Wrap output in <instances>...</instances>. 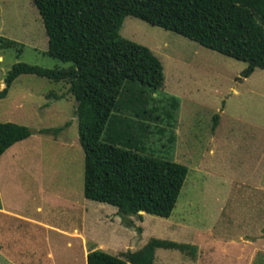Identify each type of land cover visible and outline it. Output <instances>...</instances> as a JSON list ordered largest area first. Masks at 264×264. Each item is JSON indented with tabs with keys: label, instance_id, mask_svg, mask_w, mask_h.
<instances>
[{
	"label": "rangeland",
	"instance_id": "374dc122",
	"mask_svg": "<svg viewBox=\"0 0 264 264\" xmlns=\"http://www.w3.org/2000/svg\"><path fill=\"white\" fill-rule=\"evenodd\" d=\"M119 36L159 60L163 82L153 92L127 85L108 129L140 155L187 168L169 217L121 218L115 208L84 199L83 154L68 86L20 75L0 99V122L22 125L30 136L0 156V205L13 214H0V235L12 233L8 238L23 246L42 239L55 264H85L80 241L22 218L67 233L75 227L88 249L99 246L116 256L150 239L187 245L155 249L152 264H264V71L255 68L240 78L244 62L130 16ZM8 42L11 48L0 49V90L16 63L68 66L45 54L47 39L32 0H0V45ZM50 93L63 98H47ZM55 128L62 129L39 133ZM5 259L0 251V264H10Z\"/></svg>",
	"mask_w": 264,
	"mask_h": 264
},
{
	"label": "trees",
	"instance_id": "16d2710c",
	"mask_svg": "<svg viewBox=\"0 0 264 264\" xmlns=\"http://www.w3.org/2000/svg\"><path fill=\"white\" fill-rule=\"evenodd\" d=\"M32 4L46 35L45 54L68 66L44 69L16 63L3 79L0 99L20 75L65 83L75 101L73 116L83 154V198L115 208L121 218L141 220L139 213L168 218L187 168L140 155L121 145L108 129L127 85L138 84L153 92L163 82L159 60L145 46L119 36L122 21L126 16L136 18L244 62L239 77L247 78L255 68L264 71V0H32ZM12 46L8 42L0 49ZM51 97L61 98L47 95ZM61 129L39 133L57 134ZM29 136L22 125L0 122V156ZM156 248L182 250L185 246L150 239L139 250L120 256L91 250L85 264H151Z\"/></svg>",
	"mask_w": 264,
	"mask_h": 264
},
{
	"label": "crops",
	"instance_id": "0c3cea01",
	"mask_svg": "<svg viewBox=\"0 0 264 264\" xmlns=\"http://www.w3.org/2000/svg\"><path fill=\"white\" fill-rule=\"evenodd\" d=\"M65 96L72 97L67 92H66ZM61 97L63 98V96H61ZM74 108H75V105L73 107V111H74ZM73 118L75 119V117H73ZM0 214H3L5 216H7V215L13 216V214L4 211L1 207V205H0ZM139 214H142V213H139ZM22 219H24V221H29V222H25V223H29V224L34 225L36 227L39 226L40 229L46 228L49 232H53L56 235H60V236L66 235L68 237H71L72 239H78L80 241V245H81V249H82V258L84 260H85L86 254L89 251L95 250V249L102 250L101 248H99V246L98 247H91L88 249L87 238L81 232L77 231V229L75 227L72 228L70 233H67L66 231H64V229H61V228H56V227L44 225V224H42L38 221H34V220H27L25 218H22ZM11 234L12 233H7V231L3 232L2 235H4V239H2V237H1L2 235H0V251L5 252V258H6L5 260H7L10 264H55L53 261L54 259H53V256L51 254V251L47 250V249H46V251H44L42 239L40 240L39 244L35 243L32 245L23 246V245H21V243H18V244L15 243L16 238L15 239H13V237L8 238V235L10 236ZM173 243H175V242H173ZM176 244H179V243H176ZM67 245L69 246L70 243H68ZM180 245H184L185 247L187 246L186 244H182V243H180ZM156 249H158V248H156ZM198 249H199V247H198ZM25 250L28 252V255H26L25 257L27 258V256L30 255L27 258L28 260L24 257V251ZM153 253H154V251H153ZM153 256H154V254H153ZM152 260H153V257H152ZM151 264H152V261H151Z\"/></svg>",
	"mask_w": 264,
	"mask_h": 264
}]
</instances>
